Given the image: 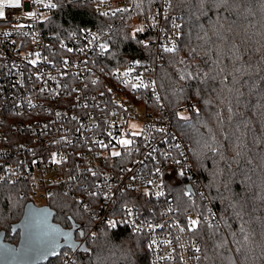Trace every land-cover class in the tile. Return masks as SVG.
I'll return each mask as SVG.
<instances>
[{
  "label": "built area",
  "instance_id": "1",
  "mask_svg": "<svg viewBox=\"0 0 264 264\" xmlns=\"http://www.w3.org/2000/svg\"><path fill=\"white\" fill-rule=\"evenodd\" d=\"M73 3L90 5L101 23L57 37L44 33L52 11ZM13 4L0 0V186L17 185L37 206L55 192L68 195L89 219L90 235L119 226L143 233L148 264H200L202 244L188 228L189 218L201 216L178 207L171 190L182 176L203 197L204 191L155 74L165 49L181 38L171 0H158L146 20L133 0ZM133 16L142 19L133 32L147 33L141 40L153 45V61L101 66L96 58L108 49L111 31ZM186 108H177L178 117ZM71 262L65 251L53 264Z\"/></svg>",
  "mask_w": 264,
  "mask_h": 264
},
{
  "label": "trees",
  "instance_id": "2",
  "mask_svg": "<svg viewBox=\"0 0 264 264\" xmlns=\"http://www.w3.org/2000/svg\"><path fill=\"white\" fill-rule=\"evenodd\" d=\"M156 2L133 0L143 19ZM171 10L181 19V38L161 56L155 74L163 104L190 143L204 191V197L195 185L194 193L186 191V179L177 176L173 200L201 216L200 264H264V0H171ZM98 22L90 5L73 3L58 6L41 26L57 37ZM127 23L111 31L108 49L96 58L101 66L153 61V45L141 40L147 33L135 35ZM182 105L190 112L186 119L177 114ZM20 190L0 186V230L11 243L19 236L11 226L28 201ZM46 204L55 222L78 229L77 247L61 253H70V264H148L143 233L119 226L90 235L89 219L68 195L55 192Z\"/></svg>",
  "mask_w": 264,
  "mask_h": 264
},
{
  "label": "water",
  "instance_id": "3",
  "mask_svg": "<svg viewBox=\"0 0 264 264\" xmlns=\"http://www.w3.org/2000/svg\"><path fill=\"white\" fill-rule=\"evenodd\" d=\"M186 190L193 191L189 184ZM54 215L49 205L27 201L20 218L11 226V234H19L17 242L5 240L6 231L0 230V264H44L65 248L74 250L77 227H63L53 220Z\"/></svg>",
  "mask_w": 264,
  "mask_h": 264
},
{
  "label": "snow or ice",
  "instance_id": "4",
  "mask_svg": "<svg viewBox=\"0 0 264 264\" xmlns=\"http://www.w3.org/2000/svg\"><path fill=\"white\" fill-rule=\"evenodd\" d=\"M222 2H226V0H222ZM11 6H13V7H19L20 6V0H15V3L13 5H11ZM3 15H4L3 11L0 10V16H3ZM102 47H105L106 48V46H103V45H102ZM69 51H71V49H69ZM165 51H167V52H173L174 49L173 48H166ZM32 63H35V61H32ZM153 83H155V82H153ZM133 87H147V85H133ZM57 115H59V113H57ZM181 118L182 119H186L184 117H181ZM139 134L140 133H133V135H139ZM119 143L121 145H123V146H128V145H131L132 144V141L129 140V139H122V140L119 141ZM103 146L104 147H107L108 145L104 144ZM111 155L116 156V157H119L121 155V153L120 152H112ZM128 171H131V169H129ZM93 175H96V173H93ZM0 179H2V178H0ZM91 194L92 195H97V193H95V192H93ZM105 195H107V194H105ZM158 195H159V193H158ZM189 219H190V226H189L188 230L195 232V230L199 227V223L200 222H199L198 219H195V218H189ZM112 226L114 227L115 225L112 224ZM197 251H199V249H197Z\"/></svg>",
  "mask_w": 264,
  "mask_h": 264
},
{
  "label": "rangeland",
  "instance_id": "5",
  "mask_svg": "<svg viewBox=\"0 0 264 264\" xmlns=\"http://www.w3.org/2000/svg\"><path fill=\"white\" fill-rule=\"evenodd\" d=\"M12 2L13 3H15V0H12ZM128 20V19H127ZM126 19H125V21L124 22H128L127 24L129 25L130 24V27H129V29H130V32H132L133 34H135L133 31H135V28L138 26V25H140V23L142 22V19H140V18H137V17H132V19L131 20H128L127 21ZM146 20V19H145ZM181 107V106H180ZM188 107V106H187ZM195 107V106H194ZM193 107V109L192 110H195V108ZM189 112V110L187 109V111L185 112V114L182 116V117H184V118H188V116H189V114H190V112ZM135 127H136V124L134 125ZM190 144V143H189ZM38 202V201H37ZM38 203H40V202H38ZM189 210V209H188ZM201 253H202V250H201Z\"/></svg>",
  "mask_w": 264,
  "mask_h": 264
}]
</instances>
